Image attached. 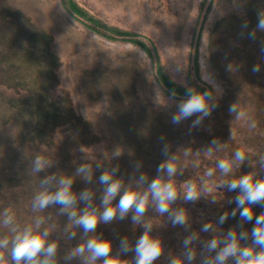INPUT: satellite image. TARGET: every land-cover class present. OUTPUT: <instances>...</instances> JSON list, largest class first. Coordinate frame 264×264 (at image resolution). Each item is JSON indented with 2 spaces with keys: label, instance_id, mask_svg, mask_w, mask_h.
I'll use <instances>...</instances> for the list:
<instances>
[{
  "label": "rangeland",
  "instance_id": "obj_1",
  "mask_svg": "<svg viewBox=\"0 0 264 264\" xmlns=\"http://www.w3.org/2000/svg\"><path fill=\"white\" fill-rule=\"evenodd\" d=\"M74 1L105 25L144 38L157 54L149 56L137 43L91 30L64 5L61 11L62 0H0V239H9L8 248L0 249L4 264H14L12 227L35 228L37 220L42 221L40 231L48 229L47 242L57 244L55 264H103L87 250L72 255L89 239L109 241V258L118 264H135V253H123L121 241L134 249L146 224L151 225L150 236L162 244L163 254L154 264H169L170 259L187 264L180 234L202 226L200 215L206 217L216 200L204 191L197 201L186 202V186L193 183L198 190L202 183L224 193L225 185L243 175L264 180V31L256 27L264 0ZM214 8L219 15L209 23ZM245 22L247 29L241 27ZM253 30L255 40L248 38ZM202 48L207 72L224 91L211 116L190 129L195 116L172 123L176 104L169 103L171 92L157 82V71L162 69L181 91H204L208 85L201 79ZM256 63L261 64L259 73L251 71ZM63 98L72 112H63L65 123L56 125L54 103ZM184 98L176 93L177 102ZM232 103L242 113L238 118L228 111ZM37 119L52 129L43 142L37 139L43 135ZM237 149L245 153L242 162L234 159ZM37 157L47 161L39 172L34 171ZM220 159L232 162L231 172L220 171ZM161 162H172L176 173H158ZM82 166L86 171L78 172ZM209 169L212 176L205 175ZM103 174L121 185L107 205V185L99 179ZM49 177H54L51 183L42 185ZM64 178L72 180L76 197L71 209L58 204L33 207L38 193L55 192ZM157 178L174 185L178 198L169 207L184 210L187 226H173L166 213L157 211L151 195L139 221L132 219L134 209L123 219L117 211L111 222L99 221L94 232L85 233L69 218L70 211L79 216L93 210L99 217L105 207H116L126 191L141 196L148 192ZM84 192L90 195L87 201L80 199ZM6 211L13 217L8 226L3 224Z\"/></svg>",
  "mask_w": 264,
  "mask_h": 264
},
{
  "label": "clouds",
  "instance_id": "obj_2",
  "mask_svg": "<svg viewBox=\"0 0 264 264\" xmlns=\"http://www.w3.org/2000/svg\"><path fill=\"white\" fill-rule=\"evenodd\" d=\"M60 0H57L59 3ZM63 4H61V11H63ZM219 15L216 8L209 15V23H212ZM247 29V22L241 26ZM256 27L264 31V14L258 15V22ZM248 38L256 39V31H250ZM201 56V79L208 85L204 91H197L192 87L186 88L185 98L176 101V93H170L169 103H175L177 111L172 115L171 120L173 124H179L183 120L195 116L196 119L192 121L191 128H196L201 125L204 118L211 116L212 111L217 108L218 100L223 96V87L216 79L207 72L206 52L202 48ZM262 58H264V42L261 46ZM142 55V53H141ZM177 72L181 71L178 66ZM251 71L259 73L261 71V64L253 65ZM228 111L230 114H236L237 118L242 115L238 109L237 103H232ZM213 144L218 143L213 140ZM163 154H167L168 145L163 148ZM211 151V149H209ZM234 159L236 161H244L245 153L239 149L234 152ZM47 161L37 157L34 161V171L39 172ZM217 167L224 174H228L232 170V162L225 159H220L217 162ZM157 172H166L169 176L176 173V167L172 162H161L157 167ZM78 172H85V167H80ZM115 171V169L113 170ZM205 175L212 176L213 171L209 169ZM54 177H49L41 181L42 185H48ZM100 183L107 185L105 189L104 203L107 205L120 191L121 185L118 181H113L111 175L103 174L100 176ZM141 181L145 177H140ZM72 180L64 178L59 181V188L55 192L47 190L41 191L34 197V208L44 209L51 204H58L63 210L71 209L76 203V197L71 192ZM228 191L239 190V195L235 197V203L240 209L239 215L242 221L253 223L254 226L251 232L245 231L241 224L240 231L235 229L229 230L223 240L212 238L203 243L202 246V260L201 264H226L230 259L234 264H264V213L254 215L251 206L264 207V180H254L250 175L240 176L238 180H232L225 185ZM149 191L142 196L136 192L126 191L121 195L116 207H105L104 211L98 217L95 210L92 212L85 211L82 215L77 216L75 211L69 212V218L74 220V223L83 228L85 233L94 232L99 221L105 223L111 222L117 217L123 219L129 210L134 209L133 221H139L146 211V202L149 195L156 201L157 211L161 214H167L173 226L182 225L187 226V216L184 210H171L169 205L175 202L178 198V193L172 183L162 182L160 179H153L148 185ZM200 198V193L197 186L189 183L183 193V200L186 202H195ZM81 200H89L90 195L87 192L81 193ZM214 202V201H213ZM233 217L236 216V209L231 212ZM227 219V214L219 217V223L223 224ZM13 223V217L7 213L4 214L3 224L5 226ZM41 220L36 221V227H25L22 231H18L12 227L11 231L15 233L12 239V247L10 249V258L14 264H55V256L57 253V244L55 242H47L49 235L48 229L39 230ZM202 232L214 231L211 223H205L201 227ZM151 225L144 226V232L137 240L134 249H129L126 241H121V249L123 253L133 251L135 253V264H154V261L160 258L163 254L162 244L159 239L150 236ZM75 236V233H72ZM199 237L196 233H192L183 240L182 256L187 264H192L195 259V250L191 247L194 242H197ZM250 240V243L248 241ZM241 241L245 242L242 246ZM9 246V239L4 237L0 239V249H6ZM91 253V259H103V264H118V261L109 258L111 252V243L109 241H102L97 239H89L86 245H80L74 249L72 255H82L85 251ZM204 253H215L214 256L209 257ZM0 264H4V253L0 252ZM169 264H182L180 259H170Z\"/></svg>",
  "mask_w": 264,
  "mask_h": 264
},
{
  "label": "trees",
  "instance_id": "obj_3",
  "mask_svg": "<svg viewBox=\"0 0 264 264\" xmlns=\"http://www.w3.org/2000/svg\"><path fill=\"white\" fill-rule=\"evenodd\" d=\"M62 4L66 7V9L75 16L80 17L84 20L87 27H89L91 30L100 32L103 36L109 38V39H117V40H129L133 43L139 44L147 53L149 56H153L154 54H157L156 51H152V48H150V44L144 40V38L140 36H136L135 33L130 32L128 30L121 29L120 27H117L116 25L113 26H107L104 23L100 21L94 14L87 10L86 8L82 7L80 4L75 2L74 0H62ZM251 60V59H250ZM246 67L248 68V65L246 64ZM162 70V69H161ZM158 68L157 73V82L161 85V87H164L165 92H175L177 94L185 95V91H181L179 86L176 85L171 79L167 77L163 71H161ZM47 100V99H45ZM41 104L39 105L40 108L44 107L45 101H40ZM57 110L55 111V115L57 116V123L56 125L64 124L66 120H64L62 114L63 112H66L67 114H70L72 112L70 110V105L68 104L67 100L63 98V101L60 100L57 103H54ZM72 118L70 117V120ZM39 119L36 120L37 124L39 125V131L43 132L42 136H37V139H39L41 142H43L46 137L48 139L50 138L52 134V129L49 127L42 126L38 123ZM43 124L46 123V121H42ZM45 144L47 142H44ZM204 170V168H203ZM254 179V177H253ZM199 185V184H198ZM216 187V186H215ZM218 189V187H216ZM210 190V187L204 188L203 184L201 183L198 192L201 194L204 191V194L208 198H212L216 200V203L213 208H210L209 214L205 217V215H200L201 218L204 219L203 223H211L213 225L214 231L211 232H202L201 227L198 226L196 229L188 230L184 229V233L181 237H179L180 243L183 245V240L187 238L192 233H196L199 237V240L197 242H194L191 247L195 250L196 256H195V264H201L202 260V246L203 243L212 239L216 238L218 240H223L225 234L231 230L235 229L237 232L240 231V225H243V228L245 231L251 232L252 227L254 226L253 223H247L245 221H242L239 215L240 209L237 208L235 203V197L239 195V190L237 191H225L224 193L221 191ZM210 193H212L210 195ZM254 211V215H259L261 213H264V207L259 206H251ZM233 209H236V216L233 217L231 215V212ZM227 214V219L224 221L223 224L219 223V217L221 215ZM205 217V218H204ZM245 242L241 241L242 246ZM250 243V240L248 241ZM204 255H207L209 257H212L215 255V253H204ZM226 264H234V262L230 259L226 262Z\"/></svg>",
  "mask_w": 264,
  "mask_h": 264
}]
</instances>
